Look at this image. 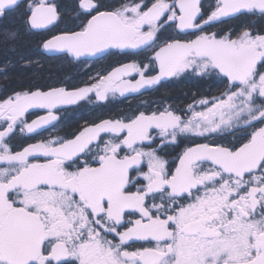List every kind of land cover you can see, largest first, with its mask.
<instances>
[{"label": "snow or ice", "instance_id": "snow-or-ice-1", "mask_svg": "<svg viewBox=\"0 0 264 264\" xmlns=\"http://www.w3.org/2000/svg\"><path fill=\"white\" fill-rule=\"evenodd\" d=\"M16 15L29 33L64 24L43 53L130 60L71 90L0 97V264H264V0H0V21ZM241 16L257 19L208 30ZM188 75L222 88L11 143L55 127L61 106ZM33 109L45 114L28 122Z\"/></svg>", "mask_w": 264, "mask_h": 264}, {"label": "trees", "instance_id": "trees-1", "mask_svg": "<svg viewBox=\"0 0 264 264\" xmlns=\"http://www.w3.org/2000/svg\"><path fill=\"white\" fill-rule=\"evenodd\" d=\"M61 4H68V0H57ZM213 0H208L205 3L204 9L207 10ZM256 17L241 16L234 19L232 27L238 24L248 23ZM61 26L64 24L61 23ZM60 26V27H61ZM229 28V27H228ZM227 28V29H228ZM5 29H20L17 39L11 44L3 42V32ZM224 26L220 28L226 31ZM51 34L46 32H25L21 26L19 15L14 17H6L0 21V68L7 65L5 71L0 72V97L10 94L13 90H44L47 91L51 87H66L69 90L75 87L82 86L83 82L87 81L91 72L89 69H84L83 63H77L73 60L66 59L63 55L52 57L42 52L39 45L44 38H48ZM31 60V64H27V60ZM94 64L97 61L93 62ZM219 86L211 87L208 81L204 80H184V83L164 85L160 87L157 93L141 98H134L130 101L121 102L120 104L104 103L102 107L98 104H93V99L80 101L73 108V112L81 111L88 112L89 116L85 120L99 119L101 113H112L115 118L131 115L137 109L143 111H153L157 108H162L166 103L173 105L187 104V99H193L194 95L203 96L210 95ZM221 88V87H219ZM190 100L188 102H190ZM184 101V102H182ZM109 103V104H108ZM85 115V114H83ZM84 117V116H83ZM89 121V122H90Z\"/></svg>", "mask_w": 264, "mask_h": 264}, {"label": "flooded vegetation", "instance_id": "flooded-vegetation-1", "mask_svg": "<svg viewBox=\"0 0 264 264\" xmlns=\"http://www.w3.org/2000/svg\"><path fill=\"white\" fill-rule=\"evenodd\" d=\"M67 2H70V0H68ZM104 2L105 3H116V2H118V0H104ZM207 2H208V0H203L202 4L204 5ZM213 3H214V0H213V2H211V4H213ZM233 22L234 21L231 20L227 24H218V25H216V26H214L208 30L209 31H220V28H222L223 26H224V28L227 29L228 27L233 26L232 25ZM60 26H61V24H59L58 26H51L50 31H40V32H43V33L48 32L51 35L56 34L61 28L64 27V26H61V27ZM185 38H188V37H185ZM46 55H48V54H46ZM58 56H62V55H53L52 57H58ZM140 58L141 57H135V59H140ZM83 60H84V62H83L84 69H89V71L91 72L90 76H94L97 72H103L105 70H108V69H110V67L116 66L118 63L129 62L130 58L126 57V56H105V57L99 58V59H83ZM94 61H97V63L94 64L93 63ZM152 74H154V73H152ZM136 78L138 79L139 77H136ZM189 79L199 80L198 78L192 77L191 75L184 76L183 78H170V79H165V80L161 81V83L159 85L154 86L153 88L144 89L140 93L125 94L124 96H120L119 94H116L115 96L109 95L108 99L106 101H103V102L96 101L95 96L93 94L92 98H94V99L92 101H93V104H98V106H100V107H102L104 105V103H106V102H109L111 104L116 105V104H120L121 102H126L128 100L130 101L131 99H134V98H141V97H145L147 95L151 96L152 94L157 93V91H158V89H160V87L163 88L164 85H169V84L173 85L176 83L179 84L182 82L184 83V80L188 81ZM208 83L210 84L211 87L219 86L222 88V86L215 81H208ZM212 95H215V90L213 92H211V94L208 96H212ZM152 96L150 97V99H153ZM190 99L191 98L187 99V104L192 102V100H190ZM189 100H190V102H188ZM182 102H184V101H182ZM186 105L184 103L183 104L181 103L179 105H176V106L173 105L172 106L171 104L166 103L161 109H163L165 107H171L174 109H183ZM74 106H76V105L61 106L59 109L58 115L61 116L62 119L60 120L59 123L56 124L55 127H51L47 131L43 132L42 136L38 135L34 139H29V138H27L26 135L22 137L18 134L11 141V143L14 145L23 146V145H26L29 143H35L40 139H49L51 137L71 138L75 132L82 129L87 124H91L93 122H99L100 119L111 118L110 115L112 113L108 112V113H104V114L101 113V118H99V119L95 118V119H92L91 121L85 120L89 116L88 112L87 111L85 113H83L81 111L73 112ZM149 112H151V111H149ZM44 114H45L44 110L33 109V110H29V113L26 114L25 118L28 120V122H31V120L36 119L38 116L44 115ZM83 114H85V115H83ZM113 118H115V117L113 116ZM229 139H232V137H229ZM196 142L204 143L205 141L202 139H197ZM185 146H190L187 141L181 142L179 144V146H177V147L167 149V151L170 153V155L168 157L170 163L172 162L174 157L185 148ZM136 246H138V242H133L132 247L134 248Z\"/></svg>", "mask_w": 264, "mask_h": 264}, {"label": "water", "instance_id": "water-1", "mask_svg": "<svg viewBox=\"0 0 264 264\" xmlns=\"http://www.w3.org/2000/svg\"><path fill=\"white\" fill-rule=\"evenodd\" d=\"M202 1H203V0H201V3H202ZM47 54L50 55V56H51V55H52V56L54 55V54H51V53H47ZM82 59H98V58H82Z\"/></svg>", "mask_w": 264, "mask_h": 264}]
</instances>
